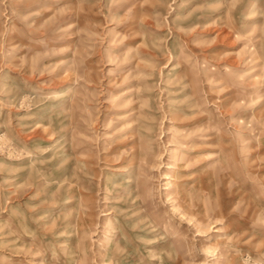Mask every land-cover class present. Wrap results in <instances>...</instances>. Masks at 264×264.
Segmentation results:
<instances>
[{
  "label": "rangeland",
  "instance_id": "1",
  "mask_svg": "<svg viewBox=\"0 0 264 264\" xmlns=\"http://www.w3.org/2000/svg\"><path fill=\"white\" fill-rule=\"evenodd\" d=\"M0 264H264V0H0Z\"/></svg>",
  "mask_w": 264,
  "mask_h": 264
}]
</instances>
